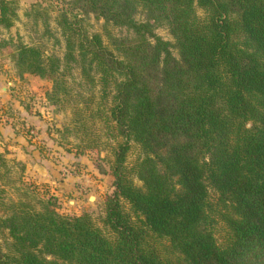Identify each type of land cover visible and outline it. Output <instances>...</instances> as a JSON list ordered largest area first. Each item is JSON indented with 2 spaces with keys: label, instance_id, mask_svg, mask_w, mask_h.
<instances>
[{
  "label": "trees",
  "instance_id": "16d2710c",
  "mask_svg": "<svg viewBox=\"0 0 264 264\" xmlns=\"http://www.w3.org/2000/svg\"><path fill=\"white\" fill-rule=\"evenodd\" d=\"M72 1L133 32L113 40L118 55L98 33L76 44L81 72L92 67L102 84L111 82L109 119L123 137L109 159L107 234L87 212L18 201L0 216L10 237L0 264H264V0ZM10 3L0 0L4 26ZM138 5L148 19L133 17ZM194 5L205 13L196 15ZM149 19L167 24L176 56ZM65 41L72 60L73 42ZM13 60L55 89L58 58L17 42ZM128 140L142 150L130 166Z\"/></svg>",
  "mask_w": 264,
  "mask_h": 264
},
{
  "label": "rangeland",
  "instance_id": "374dc122",
  "mask_svg": "<svg viewBox=\"0 0 264 264\" xmlns=\"http://www.w3.org/2000/svg\"><path fill=\"white\" fill-rule=\"evenodd\" d=\"M10 1L11 24L0 23V126L6 128L0 129V216L10 213L11 203L24 201L41 209L48 200L58 212L89 213L93 224L107 234L101 217L104 195L112 190L109 159L112 147L123 137L109 119L111 82L102 84L92 67L86 66V74L81 72L76 44L82 35L98 33L118 55L113 40L131 38L133 32L72 0ZM194 11L198 16L205 13L197 5ZM133 17L148 19L140 5ZM149 21L176 56L167 24ZM66 37L73 42L72 60L64 57ZM17 42L36 46L45 59L58 58L55 89L50 78L18 70L13 60ZM12 135H18L22 143ZM128 144L124 162L130 166L142 150L133 140ZM129 176L140 184L131 171ZM207 190L209 200L218 207L217 191L210 185ZM213 233L217 241L223 240L221 220H216ZM0 247L2 251L10 247L5 228L0 230Z\"/></svg>",
  "mask_w": 264,
  "mask_h": 264
},
{
  "label": "crops",
  "instance_id": "0c3cea01",
  "mask_svg": "<svg viewBox=\"0 0 264 264\" xmlns=\"http://www.w3.org/2000/svg\"><path fill=\"white\" fill-rule=\"evenodd\" d=\"M0 129H1V130L3 129V130L6 131V128H5V127H1V126H0ZM12 136H14V137H12V139H16L17 141H20V142L22 143V140L18 138V135H12Z\"/></svg>",
  "mask_w": 264,
  "mask_h": 264
},
{
  "label": "water",
  "instance_id": "95a60500",
  "mask_svg": "<svg viewBox=\"0 0 264 264\" xmlns=\"http://www.w3.org/2000/svg\"><path fill=\"white\" fill-rule=\"evenodd\" d=\"M59 184H62V185H65L66 183L65 182H62V181H58Z\"/></svg>",
  "mask_w": 264,
  "mask_h": 264
}]
</instances>
